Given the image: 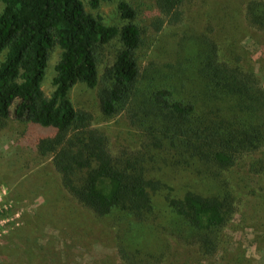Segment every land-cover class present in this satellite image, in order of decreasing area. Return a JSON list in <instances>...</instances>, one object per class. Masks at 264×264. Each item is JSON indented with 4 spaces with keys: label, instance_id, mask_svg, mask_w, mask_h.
I'll return each mask as SVG.
<instances>
[{
    "label": "trees",
    "instance_id": "16d2710c",
    "mask_svg": "<svg viewBox=\"0 0 264 264\" xmlns=\"http://www.w3.org/2000/svg\"><path fill=\"white\" fill-rule=\"evenodd\" d=\"M114 1L91 5L97 10L100 2ZM154 1L160 17L148 36L124 1L118 6L128 22L119 28L87 12L82 0H0V130L11 119L48 130L35 138L37 154L52 158L63 188L79 204L124 227L117 253L125 264H161L164 254L142 256L129 246L131 239L138 245L160 240V233L214 258L228 246L226 231L236 214L233 169L247 159V173L264 181L260 75L240 57L224 60L211 26L184 36L172 63L150 59L163 28L183 21L185 0ZM245 17L264 32V0H250ZM115 40L121 47L99 76L103 51ZM55 50L60 53L47 97L41 84ZM79 83L98 87L101 114L123 116L140 136L139 149L111 152L92 115L69 99ZM167 170L197 184L207 181L210 189L172 186L160 177Z\"/></svg>",
    "mask_w": 264,
    "mask_h": 264
},
{
    "label": "rangeland",
    "instance_id": "374dc122",
    "mask_svg": "<svg viewBox=\"0 0 264 264\" xmlns=\"http://www.w3.org/2000/svg\"><path fill=\"white\" fill-rule=\"evenodd\" d=\"M119 1L135 11V23L147 35L154 34L152 24L160 17L154 0H115L100 2L97 10L91 0H82L87 12H98L109 25L119 28L122 19ZM250 0H185L183 21L178 26L166 25L151 49L150 59L161 64L176 59L177 44L187 34L205 32L219 35L222 58L240 57V63L260 75L264 86V32L252 28L245 17ZM2 3L0 2V13ZM205 13L211 18L206 23ZM216 19L213 21V18ZM232 44V46H230ZM121 44L115 40L104 51V65H110ZM55 50L41 87L48 97L53 91L54 66L59 58ZM98 87L89 89L76 84L69 93L75 109L89 112L93 128L101 130L109 140L114 155L139 149L140 136L123 116L105 118L99 107ZM47 129L18 123L11 119L0 130V264H125L117 253V238L124 227L109 220H99L79 204L62 186L51 157H41L34 147L35 138ZM245 159L233 169L231 180L237 196L236 214L226 231L228 246L214 258H204L196 250L184 247L170 234L160 233L152 241L129 246L146 254H164L161 264H264V181L249 170ZM164 182L181 187L191 185L198 191L209 190L207 181L196 183L192 176L167 170L160 172ZM121 229V230H120ZM141 256V257H142Z\"/></svg>",
    "mask_w": 264,
    "mask_h": 264
}]
</instances>
